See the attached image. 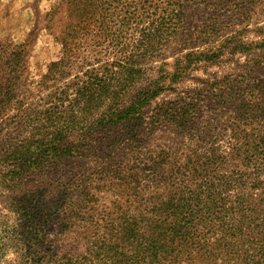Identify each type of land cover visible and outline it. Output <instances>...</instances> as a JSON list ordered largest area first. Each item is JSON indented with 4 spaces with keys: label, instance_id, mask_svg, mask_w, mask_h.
Returning <instances> with one entry per match:
<instances>
[{
    "label": "trees",
    "instance_id": "16d2710c",
    "mask_svg": "<svg viewBox=\"0 0 264 264\" xmlns=\"http://www.w3.org/2000/svg\"><path fill=\"white\" fill-rule=\"evenodd\" d=\"M45 19L36 79L0 38V190L36 264H264V0Z\"/></svg>",
    "mask_w": 264,
    "mask_h": 264
},
{
    "label": "rangeland",
    "instance_id": "374dc122",
    "mask_svg": "<svg viewBox=\"0 0 264 264\" xmlns=\"http://www.w3.org/2000/svg\"><path fill=\"white\" fill-rule=\"evenodd\" d=\"M53 2L0 0V38L13 44H27L26 76L29 79L44 73L48 63L59 54L54 33L46 28L45 14ZM7 205L6 191L0 190V264H36L31 250L20 240L18 214L8 210ZM12 205L15 209L13 202Z\"/></svg>",
    "mask_w": 264,
    "mask_h": 264
}]
</instances>
